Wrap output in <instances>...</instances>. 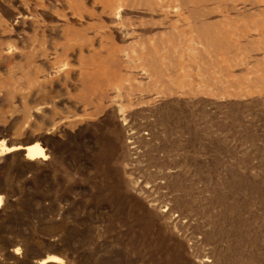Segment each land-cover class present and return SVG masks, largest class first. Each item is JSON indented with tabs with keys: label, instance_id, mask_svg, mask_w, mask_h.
Segmentation results:
<instances>
[{
	"label": "rangeland",
	"instance_id": "1",
	"mask_svg": "<svg viewBox=\"0 0 264 264\" xmlns=\"http://www.w3.org/2000/svg\"><path fill=\"white\" fill-rule=\"evenodd\" d=\"M0 198V264H264V0H0Z\"/></svg>",
	"mask_w": 264,
	"mask_h": 264
},
{
	"label": "bare ground",
	"instance_id": "2",
	"mask_svg": "<svg viewBox=\"0 0 264 264\" xmlns=\"http://www.w3.org/2000/svg\"><path fill=\"white\" fill-rule=\"evenodd\" d=\"M27 153V157L30 158V159H35V158H38V157H42L44 154H43V149L40 148L39 146L37 147L36 145L34 147H29L26 149ZM1 198H0V204H1Z\"/></svg>",
	"mask_w": 264,
	"mask_h": 264
}]
</instances>
